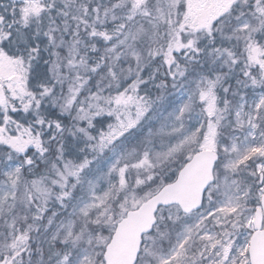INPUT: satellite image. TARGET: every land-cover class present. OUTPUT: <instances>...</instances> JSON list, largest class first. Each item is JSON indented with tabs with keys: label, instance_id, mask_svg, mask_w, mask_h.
Here are the masks:
<instances>
[{
	"label": "snow or ice",
	"instance_id": "1",
	"mask_svg": "<svg viewBox=\"0 0 264 264\" xmlns=\"http://www.w3.org/2000/svg\"><path fill=\"white\" fill-rule=\"evenodd\" d=\"M0 264H264V0H0Z\"/></svg>",
	"mask_w": 264,
	"mask_h": 264
}]
</instances>
